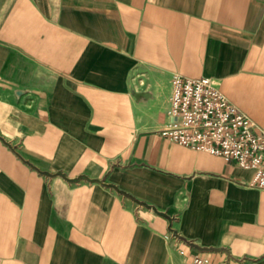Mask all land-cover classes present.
<instances>
[{"label":"crops","instance_id":"1","mask_svg":"<svg viewBox=\"0 0 264 264\" xmlns=\"http://www.w3.org/2000/svg\"><path fill=\"white\" fill-rule=\"evenodd\" d=\"M174 74L264 127V0H0V264H264L254 171L159 132Z\"/></svg>","mask_w":264,"mask_h":264},{"label":"built area","instance_id":"2","mask_svg":"<svg viewBox=\"0 0 264 264\" xmlns=\"http://www.w3.org/2000/svg\"><path fill=\"white\" fill-rule=\"evenodd\" d=\"M171 87L170 122L160 134L179 145L252 169L249 186L264 190V127L231 103L210 77L174 74ZM180 253L185 254L184 250ZM187 264L215 263L196 254Z\"/></svg>","mask_w":264,"mask_h":264},{"label":"water","instance_id":"3","mask_svg":"<svg viewBox=\"0 0 264 264\" xmlns=\"http://www.w3.org/2000/svg\"><path fill=\"white\" fill-rule=\"evenodd\" d=\"M144 93L140 92V93H134V96L137 98L139 95H143Z\"/></svg>","mask_w":264,"mask_h":264},{"label":"rangeland","instance_id":"4","mask_svg":"<svg viewBox=\"0 0 264 264\" xmlns=\"http://www.w3.org/2000/svg\"><path fill=\"white\" fill-rule=\"evenodd\" d=\"M168 117V116H167Z\"/></svg>","mask_w":264,"mask_h":264}]
</instances>
